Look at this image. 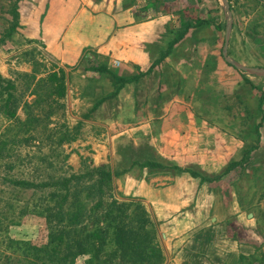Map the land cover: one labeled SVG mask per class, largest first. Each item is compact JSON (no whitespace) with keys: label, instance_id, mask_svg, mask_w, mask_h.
<instances>
[{"label":"rangeland","instance_id":"obj_1","mask_svg":"<svg viewBox=\"0 0 264 264\" xmlns=\"http://www.w3.org/2000/svg\"><path fill=\"white\" fill-rule=\"evenodd\" d=\"M26 1L0 0V36L11 25L14 18L12 7L15 3L19 5L20 15V24L16 31L0 45V70L6 78L15 82L18 92L22 93L25 99L32 100L35 97L33 93L35 84H31V77H27L26 74H35L40 78L53 70L63 68L67 73L69 86L67 96L61 99L65 101L66 107L60 108L57 114L53 115V123L50 126L56 124L60 126L61 123L66 122L71 127V133L77 134V138L61 146H51L47 139L32 141L18 148L17 153L19 152L21 156L15 159L11 169L1 165L0 160V263L16 264L17 258H22L25 253L24 247L17 242L32 239L35 243H39L45 240L47 230L45 218L39 212L44 207L45 191L39 189L34 193L32 188L16 186L5 180L8 177L26 178L38 182L48 175L63 176L82 173L91 165L106 164L120 172L114 182L115 194L120 200H138L147 209H180L178 191L166 195L165 202H161L160 195L154 189L157 185L154 181L155 176H164L165 170L168 171L169 168L133 164V157H127V142L130 138L134 140L140 136L129 135L127 131L122 133V130L127 126L149 121L155 126H167L168 130L164 133V130L158 132L159 130L155 128L157 133L147 135L148 143L156 140L162 152L155 150L158 151L157 153L164 155L166 152H172L173 158L179 161L188 159L185 153L189 152L185 147L173 150L162 149L163 144L169 139L192 142L195 161L201 160L203 147L208 148L205 153H211L217 149L219 153L213 154H219L222 158L230 157L232 154V158L237 159L243 157L245 148L258 147L252 153L249 163L241 168L234 179H231L230 175L225 176L224 179L230 181L226 188L223 187L224 182L219 180L212 184L219 185L224 191L225 209H234L237 206L239 209H248L255 213L259 224L249 226L250 231L245 228L242 232L245 233V237L254 235L263 245L256 244V252L243 260V264L258 260L264 252V0H231L229 9L226 8L224 0L216 1L214 5L211 2L209 19H218L217 22L221 23L223 28L218 30L214 23H210L209 34L207 33V37H204L206 38L204 42H200L196 36H190L182 41L174 56L175 60H181L187 51L190 55L189 62L194 70L190 72L188 80L178 78L176 85L181 95L189 97V100L192 99V106L195 109L193 113L189 112L185 108L186 104L175 102L172 105L173 110H170L172 112L169 118L153 119L149 118L147 110L144 114L141 113V116L126 118L123 115L118 118L117 113L123 110L122 101H118L119 98L113 99L115 110L111 108V104L104 106L103 114L98 116L99 118H94L93 113L104 101L96 108L93 109V107L106 97L110 89H115L114 82L108 75H106L107 78L98 81L92 77H86L79 72L82 66L79 63L63 65L56 51L51 52L45 48V39L48 41L45 38V0L33 7L29 6V3L21 7V4ZM31 7L34 11L32 16L28 14ZM235 19L237 21L240 19L241 25L249 32L245 34L244 40L250 52L249 57L255 56L253 58L257 61L247 62L255 64L242 63L238 60L240 56L234 48L235 43L233 45L231 37ZM48 22L52 24L53 21ZM229 25L231 31L227 36ZM195 34L197 33L194 32L193 35ZM226 39H228L227 56L245 66L242 71L235 69L223 59ZM83 64L85 65L84 62ZM246 76L257 87L246 82ZM201 77L203 80L200 79ZM200 81L202 87L199 89ZM56 96L57 93L53 97ZM261 97L262 105L259 107ZM144 105L148 107L149 103L145 102ZM164 112L169 110H163ZM113 114L115 115L112 117L114 124H107V120H110L107 118ZM20 115L24 117L25 114L21 111ZM79 121L82 122V126L77 130L75 126ZM259 123L263 124L261 143L256 136ZM213 125L224 127V132L220 134L207 132L205 134L207 140L203 144L200 142L201 134L186 133L189 127L196 131L200 126ZM170 129L172 132L168 133ZM176 129L177 132L173 133ZM34 135L41 139L45 138V131L40 128ZM152 152L154 156V150ZM136 156L144 158L145 154ZM191 168L195 170L181 166H175L171 170L177 175L189 176L187 181L181 184H188V188L192 189L189 192L196 195L192 199L194 203L191 206V209H195L194 206L197 207L198 196L201 195L203 188L201 176L207 171H202L201 167L196 165ZM243 221L246 220L243 218ZM236 225L238 229L239 227L240 230L242 229L241 224ZM84 260L80 257L77 264H84Z\"/></svg>","mask_w":264,"mask_h":264},{"label":"crops","instance_id":"obj_2","mask_svg":"<svg viewBox=\"0 0 264 264\" xmlns=\"http://www.w3.org/2000/svg\"><path fill=\"white\" fill-rule=\"evenodd\" d=\"M41 2L43 0H27L21 7L27 3L33 7ZM211 2L216 4V0H45V38L48 39H45V48L51 52L56 51L63 65L81 64L79 72L86 77L98 81L108 75L112 79L116 87L107 92V98L93 113L94 118L103 114L104 106L111 104V108L115 110L113 99L118 98L123 107L120 113L116 111L118 118L123 115L126 118L141 116L146 110L150 119L169 118L175 102H183L186 104L185 108L193 113L195 108L192 106V99L181 95L176 85L178 78L189 79L190 72L194 70L189 62L191 58L188 51L186 54L183 52L181 60H175L174 56L182 41L190 36H196L200 42L205 41L204 37H207L206 34H209L210 30L208 21ZM32 7L28 12L31 16L34 12ZM48 21L53 22L49 24ZM188 25H191V28L186 37L171 48L179 31ZM194 32L197 34L193 35ZM247 33L249 32L241 25V20L235 19L231 37L240 56L238 60L242 63L257 61L253 58L255 56L249 57L250 52L244 40ZM92 54L99 61L107 63L111 69L118 71L119 75L129 78L140 75L139 79L127 82L116 92L118 84L113 75H100L96 71L84 70L82 59L84 61ZM162 55H166L165 58L153 66L155 61L161 60ZM117 61L119 64H115ZM200 79L203 80L202 77ZM198 85L200 89L201 81ZM145 102L149 103L148 107H145ZM163 110L169 112L163 113ZM114 116L113 114L107 118L110 119L107 124H114ZM155 128L158 132L164 130V133L168 130L167 126H155L149 121L127 126L122 133L127 131L129 135L140 136L134 140L130 138L126 144L127 157H133V164L142 165L147 161H155L165 169L169 168L168 171L165 170L164 176L158 175L154 178L157 182L154 189L160 195L161 202H165L166 195L174 191H178L180 195V209H148L157 225L158 238L164 249V264H243V260L256 252V244L263 243L254 235L245 237L242 231L259 224V221L252 210L239 209L237 206L234 209H225L224 191L219 185H212L219 180L224 182L223 187L226 188L230 181L224 179L227 175L225 170L241 158H232V154L222 158L216 154L219 153L217 149L214 150L215 154L205 153L208 148L203 147L201 160L195 161L192 142L169 139L162 149L185 147L189 152L185 153L188 159L179 161L173 158L172 152H166L164 155L157 153L155 150L160 148L156 140L148 143L147 135L157 133ZM171 129L168 133L172 132ZM223 129L224 127L219 125L200 126L196 131L189 127L186 133L201 134L200 142L203 144L207 140V132L220 134L224 132ZM176 132L177 129L173 130V133ZM159 152L162 153L161 150ZM142 153L145 154L144 158L136 156ZM195 165L207 172L201 176L203 188L198 196L197 207L191 209L194 203L192 199L196 195L189 192L192 189L188 188V184H181L187 181L189 176L177 175L171 169L181 166L195 170L191 168ZM243 218L246 221H243ZM237 223L241 224V230L240 227L238 229ZM263 260L264 252L258 260L246 264H261Z\"/></svg>","mask_w":264,"mask_h":264},{"label":"trees","instance_id":"obj_3","mask_svg":"<svg viewBox=\"0 0 264 264\" xmlns=\"http://www.w3.org/2000/svg\"><path fill=\"white\" fill-rule=\"evenodd\" d=\"M18 8L17 3L12 7L14 18L0 36V45L14 34L20 24ZM217 20L210 19L208 22L214 23L216 28L221 30L222 24ZM190 28L191 25H188L179 31L171 48L186 37ZM165 56L162 55L161 60L155 61L153 66ZM223 59L242 71L229 62L224 54ZM86 61L85 71H96L100 75L111 74L116 78V92L127 82L140 77H123L107 63L99 61L94 54ZM83 62L82 59L81 63ZM26 76L31 77V84H35V97L32 100L25 99V96L18 92L15 82L6 78L0 70V160L1 165L10 169L13 168L15 159L21 156L17 153L18 148L32 141L47 139L51 146H61L77 138V134L71 133V127L66 122L60 126H50L53 123V115H56L60 108L66 107L65 101H61L67 96L69 89L66 71L60 68L47 73L45 77L38 78L37 75L28 73ZM245 81L257 87L247 76ZM55 93L57 96L53 97ZM105 98L107 97L98 101L93 109ZM261 105L262 97L259 107ZM21 111L24 112V117L20 115ZM89 115L90 113L87 117ZM262 125L259 123L256 128L259 143L262 141ZM81 126L82 122L79 121L75 127L79 130ZM40 128L45 131V138L34 135ZM256 149L257 146L245 148L243 157L231 163L225 174L234 179L241 168L249 163ZM142 165L162 167L155 161H147ZM118 175L119 171L103 164L91 165L82 173L48 175L38 182L26 178H6L5 180L16 186L34 189V193L39 189L45 191L44 207L39 211L46 222L45 240L39 243L32 239L18 241V245L24 247L25 253L22 258H17V263L77 264L81 257L85 259L84 264H164V249L150 211L138 200H120L116 197L114 182ZM261 264H264V260Z\"/></svg>","mask_w":264,"mask_h":264},{"label":"water","instance_id":"obj_4","mask_svg":"<svg viewBox=\"0 0 264 264\" xmlns=\"http://www.w3.org/2000/svg\"><path fill=\"white\" fill-rule=\"evenodd\" d=\"M224 2H225V4H226V8L229 9V7H230L229 0H224ZM230 31H231V26L229 25V27H228V29H227V32H228L227 36H229ZM225 47H226V48H225V51H224V55L226 56L227 60H228L229 62L233 63L234 65H236V66H237L238 68H240L241 70L245 69V66H243V65H241V64H239V63H237V62H235V61H233V60H231V59H229V57L227 56V50H226V49H227V47H228V39H226V46H225Z\"/></svg>","mask_w":264,"mask_h":264},{"label":"built area","instance_id":"obj_5","mask_svg":"<svg viewBox=\"0 0 264 264\" xmlns=\"http://www.w3.org/2000/svg\"><path fill=\"white\" fill-rule=\"evenodd\" d=\"M116 63H118L119 64V62L117 61Z\"/></svg>","mask_w":264,"mask_h":264}]
</instances>
